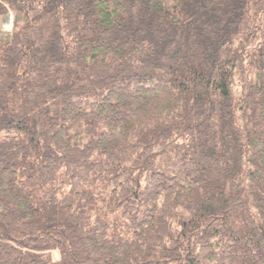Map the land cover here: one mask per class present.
<instances>
[{
  "label": "trees",
  "instance_id": "1",
  "mask_svg": "<svg viewBox=\"0 0 264 264\" xmlns=\"http://www.w3.org/2000/svg\"><path fill=\"white\" fill-rule=\"evenodd\" d=\"M0 264H264V0H0Z\"/></svg>",
  "mask_w": 264,
  "mask_h": 264
},
{
  "label": "rangeland",
  "instance_id": "2",
  "mask_svg": "<svg viewBox=\"0 0 264 264\" xmlns=\"http://www.w3.org/2000/svg\"><path fill=\"white\" fill-rule=\"evenodd\" d=\"M2 31L5 33H9L10 30V17L6 18L3 22V29Z\"/></svg>",
  "mask_w": 264,
  "mask_h": 264
}]
</instances>
